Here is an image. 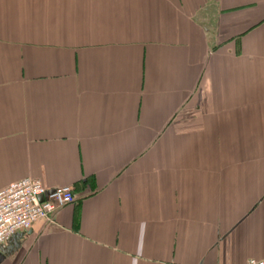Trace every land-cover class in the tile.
Segmentation results:
<instances>
[{
  "label": "crops",
  "instance_id": "1",
  "mask_svg": "<svg viewBox=\"0 0 264 264\" xmlns=\"http://www.w3.org/2000/svg\"><path fill=\"white\" fill-rule=\"evenodd\" d=\"M75 203L0 264L264 260V0H0V190Z\"/></svg>",
  "mask_w": 264,
  "mask_h": 264
},
{
  "label": "built area",
  "instance_id": "2",
  "mask_svg": "<svg viewBox=\"0 0 264 264\" xmlns=\"http://www.w3.org/2000/svg\"><path fill=\"white\" fill-rule=\"evenodd\" d=\"M75 200L72 187L48 190L40 180L25 179L0 190V249L16 235L32 230L37 222H53L54 215ZM247 264H264V260Z\"/></svg>",
  "mask_w": 264,
  "mask_h": 264
},
{
  "label": "water",
  "instance_id": "3",
  "mask_svg": "<svg viewBox=\"0 0 264 264\" xmlns=\"http://www.w3.org/2000/svg\"><path fill=\"white\" fill-rule=\"evenodd\" d=\"M44 199H45L44 196L40 198L41 201H43ZM0 258H1V254H0Z\"/></svg>",
  "mask_w": 264,
  "mask_h": 264
}]
</instances>
